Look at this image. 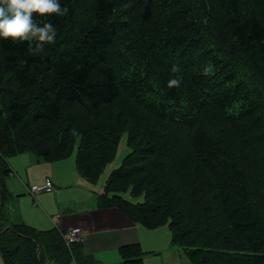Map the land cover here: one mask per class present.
I'll return each instance as SVG.
<instances>
[{"label":"trees","instance_id":"trees-1","mask_svg":"<svg viewBox=\"0 0 264 264\" xmlns=\"http://www.w3.org/2000/svg\"><path fill=\"white\" fill-rule=\"evenodd\" d=\"M77 1L60 0L69 9L65 16L34 14L36 24L52 23L60 38L75 15ZM165 3L179 10L165 21L160 33L169 35L166 27L174 22L176 49H180L177 63L191 72L174 76L180 85L167 94L165 107L152 98L148 100L156 106H139V111L135 106L121 107V114L116 111L104 117L102 133L95 121L120 97L115 68L107 63L109 47L126 28L112 19L114 0H92L91 22L81 26L74 40L55 51L51 60L44 54L46 48L35 54L29 50H35L34 41L13 43L12 38H0V71L8 73L16 85L11 89L0 84L7 98L6 106H0V117L6 119L0 126L4 264L95 263L81 243L67 245L56 228L38 231L11 219L14 208L9 204L14 198L7 179L13 169L8 162L30 151L58 160L68 154L72 137L81 133L86 139L76 147L75 164L82 177L94 181L102 165L114 156L120 136L111 144L115 131L126 127L130 150L103 191L118 179H129L131 193L143 194L144 199L128 202L117 191L107 190L111 197L101 193L102 205L120 209L143 227L166 224L170 244L178 245L193 264H264V119L248 113L247 107L225 102L235 99L239 90L241 75L233 67L240 55L264 82V24L243 13L241 0ZM188 80L193 94L185 91ZM75 103L85 111L86 120L71 119L65 125L64 108ZM124 113L131 124L120 118ZM42 121L53 128V138L36 142L31 133ZM90 138L95 148L101 145L96 154L90 149ZM46 140L55 147L44 145ZM118 250V264H143L137 241L121 244Z\"/></svg>","mask_w":264,"mask_h":264},{"label":"rangeland","instance_id":"rangeland-1","mask_svg":"<svg viewBox=\"0 0 264 264\" xmlns=\"http://www.w3.org/2000/svg\"><path fill=\"white\" fill-rule=\"evenodd\" d=\"M114 2L116 12L112 19L117 21L120 28L123 25L126 28L117 34L116 40L109 47L110 56H108L107 63L115 68L120 86V97L110 106L105 105L110 108L95 121L98 125V133H102V130L105 129V125H103L105 122L104 117H112L116 111L121 114V112H124L121 107L135 106V109L139 111V108H137L139 106H156L148 100L150 98L165 107L164 100L167 94H170L174 89V87L170 88L168 86L169 81L175 79L174 76L183 77L189 74L188 71L191 72L188 66L177 63L180 49H176L178 42L177 35H174L176 28L172 26L175 25L174 22L169 29L166 27L169 35H166V32L165 35L160 33L161 28L166 25L165 21L176 15L179 8L173 5L167 6L165 0H114ZM241 5L242 11L247 17L257 18L260 23L264 24V0H241ZM92 13V0L77 1L75 3V15L69 22V27L61 34L60 38L56 36L55 43L44 45L43 51H45V48L47 49L44 52L46 58L51 60L55 51L65 48L67 43L72 42L81 26L91 22ZM169 36V41L164 45ZM32 41H34L36 48L37 42ZM50 47L53 48L50 49ZM220 55L224 54L221 53ZM184 58L188 59L187 53ZM235 61L233 68L238 70L241 75L240 85L235 99L225 100L226 106L247 107L249 109L248 113L252 111L251 115L264 119V82L261 79L262 77L250 71V63L243 60L241 55ZM173 65L179 68L178 72L172 71ZM9 78L8 73L0 71V84L3 85L0 86L15 89L16 85L10 82ZM186 87L185 91L190 94L195 93L190 80L187 81ZM15 92H17V89ZM2 93L0 92V106H6L7 98ZM2 96L5 98L3 103ZM77 106L76 103L65 106L63 120L68 119L65 125L70 124L71 119L79 120L81 118L80 121L86 120L85 111ZM209 106L217 105L212 104ZM120 118L127 121L128 124L133 122L125 113ZM5 120V118L1 119L0 117V126L4 124ZM126 130H128V127L126 129L118 128L115 131V137L111 144L115 143L117 136H120L115 144L114 156L108 163L102 165V170L94 181L82 177L75 164L76 147L81 139L85 141V134L80 133L77 135L78 137H72L71 145L67 146L68 154L65 157L58 158V160L37 157L32 151L21 152L10 158V167L13 169L14 174L8 177V185L11 194L21 193L16 201L21 220L38 231H47V229L55 228L53 221L50 219L51 216H55L59 222L58 224L62 226L61 229L78 226L81 231L85 232L84 230L93 224L92 216L103 207L102 202H100L101 193L109 198L111 193L107 190L117 191V194H120L128 202H142L144 195L131 193L130 187H128L130 185L128 183L131 181L129 179L128 181L118 179L114 185L104 190L105 193L103 191L110 174L122 167L123 159L130 150L127 145L128 135ZM52 133L53 128H49V125L42 121L38 122L31 134L38 142L45 137L53 138ZM88 140L91 141L90 149L92 153L96 154L101 145L95 148V140L92 138ZM43 144H47L50 148L54 146V143L50 140L44 141ZM93 157L96 158L97 156L93 155ZM45 178L51 179L55 187L54 190L40 196L34 195L33 198L32 194L29 193V189L32 185H42ZM102 199L104 200L103 197ZM13 204L14 202L9 204L10 208ZM11 211V214H13V209ZM120 212L122 213L121 210ZM116 215L119 214L116 212L114 216ZM135 226L137 242L142 252L140 259H142L143 264H193L178 245L170 244L171 232L166 224L153 229L143 227L138 223ZM110 256L109 253L105 255L96 253L94 257L97 259L94 264H110L108 263ZM0 264H4L1 255Z\"/></svg>","mask_w":264,"mask_h":264},{"label":"clouds","instance_id":"clouds-1","mask_svg":"<svg viewBox=\"0 0 264 264\" xmlns=\"http://www.w3.org/2000/svg\"><path fill=\"white\" fill-rule=\"evenodd\" d=\"M68 7L61 6L60 0H0V38H12L13 43L35 40L37 42L33 53L43 51L45 44L55 43L57 31L50 22L39 26L34 14L67 15ZM173 72H178L176 65ZM180 81L171 79L168 86L179 87Z\"/></svg>","mask_w":264,"mask_h":264},{"label":"crops","instance_id":"crops-1","mask_svg":"<svg viewBox=\"0 0 264 264\" xmlns=\"http://www.w3.org/2000/svg\"><path fill=\"white\" fill-rule=\"evenodd\" d=\"M10 162L11 159L8 162L9 167H10ZM54 188L55 187L53 185L52 191L54 190ZM52 191L33 193L32 196L34 198V195L40 196L42 194L50 193ZM9 192H10V187H9ZM20 194L21 193L11 194L12 197L15 199L13 200L14 212L11 218L13 221L15 220L22 221L20 218L21 216L19 209L16 206V201ZM116 212L119 215L114 216ZM50 219L51 221H53L55 228L60 232L73 229L74 227H78V226H74L68 229H61L62 226L58 224L59 222L56 220L55 216L53 217L51 216ZM92 219H93L92 222L93 224L90 225L86 230H84L85 231L84 233L86 234V239L85 242L81 244V248L83 252L88 255L91 254L95 263L97 258H95L94 256L96 253H100L103 255L109 253L111 256H110V260H108V263L110 264L120 263L121 262L119 256L120 253L118 250L119 246L121 244L125 245L133 241H138L137 232L135 230L136 222H133L131 219L126 218L116 207L108 208V206H104V205L103 207H101V209H99V212H97L95 215L92 216Z\"/></svg>","mask_w":264,"mask_h":264},{"label":"built area","instance_id":"built-area-1","mask_svg":"<svg viewBox=\"0 0 264 264\" xmlns=\"http://www.w3.org/2000/svg\"><path fill=\"white\" fill-rule=\"evenodd\" d=\"M53 188V185L51 183L50 179L45 178V181L42 185L37 186L33 185L31 186V189H29L30 193H39V192H45V191H51ZM63 240L67 243V245L75 244V243H84L86 239V234L80 230L78 227H74L70 230H65L62 232Z\"/></svg>","mask_w":264,"mask_h":264}]
</instances>
